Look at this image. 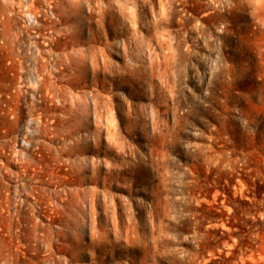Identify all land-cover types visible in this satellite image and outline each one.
<instances>
[{"label":"rangeland","instance_id":"1","mask_svg":"<svg viewBox=\"0 0 264 264\" xmlns=\"http://www.w3.org/2000/svg\"><path fill=\"white\" fill-rule=\"evenodd\" d=\"M15 1L0 264H264V0H35L33 26Z\"/></svg>","mask_w":264,"mask_h":264},{"label":"bare ground","instance_id":"2","mask_svg":"<svg viewBox=\"0 0 264 264\" xmlns=\"http://www.w3.org/2000/svg\"><path fill=\"white\" fill-rule=\"evenodd\" d=\"M9 1H10V0H9ZM11 1L13 2V0H11ZM17 1H19V0H17ZM17 1H15V2H17ZM22 1H23V3H21L22 5H20V4H19V5H20V7H21L22 9H25V10H19V6H17V7H18L17 10H18V11H21V13L23 12V13H22V14H24L23 17L26 16V17H28L29 20H34L33 18H36L37 16L40 15V10L36 7V5H35V0H22ZM50 1H51V0H50ZM55 1H56V0H55ZM12 2H11V4H12ZM52 2H53V1H52ZM59 2H61V1H59ZM62 2H63V1H62ZM74 2L76 3V5L78 4L76 1H74ZM17 4H18V3H17ZM61 4H62V3H61ZM68 4H70V3H68ZM71 4H72V3H71ZM71 4H70V5H71ZM58 5L61 6L60 4H58ZM72 5H74V4H72ZM78 5H79V4H78ZM168 5H170L169 2H168ZM14 6H15V5H14ZM49 6H50V5H49ZM68 6H69V5H68ZM68 6H65L64 8H71V7H68ZM10 7H11V6H10ZM73 7H75V5H74ZM106 7H107V6H106ZM106 7H105V8H106ZM11 8H12V7H11ZM11 8H10V9H11ZM12 9H13V8H12ZM73 9H74V12H75V10H76L77 8L75 7V8H73ZM103 9H104V8H103ZM103 9H102V10H103ZM213 9H214V8H213ZM17 10H16V11H17ZM65 10H66V9H65ZM68 10H69V9H68ZM71 10H72V8H71ZM100 10H101V9H100ZM232 10H233L232 8L227 9L228 12H226V16H229V17H230V16H231V12H232ZM16 11H15V12H16ZM18 11H17V12H18ZM107 11H108V7L106 8L105 14L107 13ZM15 12H14V13H15ZM63 12H64V11H62V13H63ZM69 12H70V11H69ZM14 13H13V14H14ZM64 13H66V12H64ZM70 13H71V12H70ZM102 13H103V12H102ZM210 13H212V12H210ZM213 13H214V12H213ZM75 14H76V13H75ZM16 15H17V14H16ZM99 15H100V13H99ZM207 15H208V14H205L204 16H207ZM212 15H213V14H212ZM63 16H64V15H63ZM67 17H68V16H67ZM63 18H64V17H63ZM101 18H102V16L100 17V19H101ZM104 18H105V17H104ZM103 20H104V19H103ZM87 21H88V20H87ZM89 22H90V21H89ZM192 32H193V31H192ZM194 33H195V32H194ZM71 36H72V35H71ZM198 36L200 37V39H201V38H204V37H205V33H204V31H203V30H198V35H197V37H198ZM204 39H205V38H204ZM206 42H207V41H206ZM173 46H174V45H173ZM174 47H175V46H174ZM58 58H59V57H58ZM57 60H58V59H57ZM60 60L62 61V59H60ZM59 62H60V61H59ZM62 62H63V61H62ZM68 62H69V61H68ZM74 62H75V61H73V63H74ZM73 63H72V64H73ZM69 65H70V62H69ZM74 65H75V64H74ZM91 65H92V64H91ZM94 65H96V64H93V66H94ZM70 66H71V65H70ZM63 67H64V66H63ZM63 67H62V68H63ZM66 67L69 68V66H66ZM71 67H73V66H71ZM71 67H70V68H71ZM76 68H78V67H76ZM91 68H92V67H91ZM101 68H102V67H101ZM33 69H34V68H33ZM94 69H95V68H94ZM103 69H104V67H103ZM37 70H38V69H37ZM37 70H35V71L37 72ZM33 71H34V70H33ZM35 71H34L33 73H35ZM91 71H93V70H91ZM97 71H98V70H97ZM99 72H100V70H99ZM153 72H154V71H153ZM92 73H93V72H92ZM151 73H152V71H151ZM35 74H36V73H35ZM96 74H97V73H96ZM170 74H171V73H170ZM179 74H181V73H179ZM152 75H153V74H152ZM174 75H175V74H174ZM36 76H37V75H36ZM168 76L170 77V75H168ZM93 77H94V76H93ZM172 77H173V76H172ZM40 79H42V78H40ZM40 79H39V80H40ZM167 79H168V78H167ZM29 80H30V79H29ZM170 80H171V78H170ZM174 80H175V79H174ZM180 80H181V79H180ZM171 81L173 82V80H171ZM40 82L42 83V81H39V82H38V81H35V80L29 82L28 84H29V89H30V91L33 92V91L36 89V87H37V89H38V88H39L38 86H39ZM35 83H37L38 86L35 85ZM148 83H149V82H148ZM152 83H153V82H152ZM173 83H174V82H173ZM176 83H177V82H175L174 84H176ZM150 84H151V83H150ZM178 84H179V83H178ZM148 85H149V84H148ZM40 86H41V85H40ZM150 86H152V85H150ZM171 86H172V84H171ZM178 86H179V85H178ZM178 86H177V87H178ZM29 89H28V91H29ZM38 90H39V89H38ZM36 91H37V90H36ZM34 92H35V91H34ZM28 94H29V93H28ZM30 94H31V93H30ZM30 94H29V95H30ZM64 94H65V93H64ZM173 94H174V93H173ZM51 96H53V95H51ZM56 96H57V95H56ZM172 96H173V95H172ZM31 97H32V95H31ZM61 97H63V98L65 99L64 95L61 96ZM54 99H55V98H54ZM59 99H60V97H59ZM71 99H72V98H71ZM80 99H81V98H80ZM80 99H77V100L81 101ZM174 99H177V98H174ZM61 100H63V99H61ZM61 100H60V101H61ZM77 100H76L75 102H78ZM54 101H55V100H54ZM65 101H67V100H65ZM65 101H64V102H65ZM72 101H73V100H72ZM84 101L86 102V100H82L81 103H83ZM85 102H84L83 104H85V105L87 106L88 103L86 102V103H87V104H86ZM92 102H93V101H92ZM95 102H96V101H95ZM173 102H174V101H173ZM54 103H56V101H55ZM65 103L67 104L68 102H65ZM93 103H94V102H93ZM56 104H57V103H56ZM69 104H70V103H69ZM75 104H76V103H75ZM35 105H36V104H35ZM76 105H77V104H76ZM80 105H81V104H80ZM80 105H79V106H80ZM85 105H84V106H85ZM95 105H96V104H95ZM52 106H54V105H52ZM57 106L59 107V105H57ZM86 106H85V107H86ZM92 106H94V105H92ZM27 107H29V108H28V115H29V117H28V121L25 123V131H23L25 134H24V137H23V138H27V137H28V138H32V137L34 136L33 134H35V132L38 131V130L35 129V127H38V128H39V127H41V125H42V122H41V119H40V118H41V117H40V115H41L40 112H41V111L35 113V111H39V110H35L36 108H35V106H34L33 103H30L29 106H27ZM55 107H56V105H55ZM60 107H61V108H64V104L61 105ZM70 107L73 108L72 105H71ZM76 107H78V106H76ZM80 107H81V106H80ZM80 107H79V108H80ZM72 108H71V109H72ZM88 108H89V107H87V109H88ZM96 108H97V107H96ZM50 109H51V108H50ZM74 109H76V108H73V109H72L73 112H74ZM77 109H78V108H77ZM77 109H76V110H77ZM81 109H82V111H81ZM81 109L78 111V114H80L81 112H83L84 109H83V108H81ZM85 109H86V108H85ZM64 110H67V108H66V109L64 108ZM69 110H70V109H69ZM88 110H89V109H88ZM49 111H51V110H49ZM60 111H62V109H61ZM67 111H68V110H67ZM67 111H66V112H67ZM70 111H71V110H70ZM80 111H81V112H80ZM85 111H86V110H85ZM43 112H44V111H43ZM43 112H42V114H43ZM64 112H65V111H64ZM79 112H80V113H79ZM68 113H70V112H68ZM74 113H75V112H74ZM83 113H84V112H83ZM83 113H81L82 116H83ZM86 114H88V116H90L88 112L85 113V115H86ZM92 114H93V113H92ZM28 115L26 114V116H28ZM66 115H67V114H66ZM76 115H77V114H76ZM76 115H75V116H76ZM69 116H70V115H69ZM79 116H81V115H79ZM79 116H78V118H79ZM82 116H81V117H82ZM94 116H95V113H94ZM66 117H67V116H66ZM71 117H72V116H71ZM73 117H74V116H73ZM86 117H87V115H86ZM101 117H102V116H101ZM75 118H77V117H75ZM26 119H27V118H26ZM95 119H96V118H95ZM85 120H87V118H86ZM85 120H83V121H85ZM44 121H46V120H44ZM70 121H71V120H70ZM79 121H82V119L79 120ZM57 122H58V121H57ZM68 122H69V121H68ZM85 122H86V121H85ZM44 123H45V122H44ZM51 123H52V122H51ZM70 123H71V122H70ZM72 123H73V121H72ZM43 125H44V124H43ZM46 125H47V124H46ZM52 125H53V124H52ZM65 125H67V124H65ZM65 125H64V126H65ZM74 125H75V124H74ZM83 125H84V124H83ZM23 126H24V125H23ZM44 126H45V125H44ZM59 126H60V125H59ZM64 126H63V127H64ZM67 126H71V124H70V125H67ZM78 127H79V126H78ZM84 127H85V126H84ZM88 127H89V126H88ZM47 128H48V127H47ZM64 128H65V127H64ZM66 128H67V127H66ZM81 128H83V126H82ZM23 129H24V128H23ZM41 129H42V128H41ZM50 129H52L51 126H50ZM53 129H54V128H53ZM76 129H77V128H76ZM42 130H46V129H42ZM67 130H68V129H67ZM72 130H74V129H72ZM78 130H79V129H78ZM82 130H83V129H82ZM52 131H53V130H52ZM52 131H51V132H52ZM62 131H63V130H62ZM68 131H69V130H68ZM53 132H54V131H53ZM58 132H59V131H57V133H58ZM65 132H66V131H65ZM65 132H63V133H65ZM73 132H74V131H73ZM77 132H78V131H77ZM28 133H30L31 135L28 134ZM37 133H38V132H37ZM42 133H43V132H42ZM47 133H48V131H47ZM69 133H70V132H69ZM51 134H52V133H51ZM42 135H43V134H42ZM70 135H71V134H70ZM38 136H39V135H38ZM38 136H36V137H38ZM44 136H46V135H44ZM50 136H51V135H50ZM51 137H52V136H51ZM64 137H65V136H64ZM66 137H67V135H66ZM23 138H22V139H23ZM33 138H34V137H33ZM48 138H49V136H48ZM82 138H83V137H82ZM27 140H29V139H27ZM52 140H53V139H52ZM56 140H57V139H56ZM56 140H55V141H56ZM62 140H63V139H62ZM84 140H85V139H84ZM84 140H83V141H84ZM86 140H87V139H86ZM50 141H51V140H50ZM76 142H77V141H76ZM23 143H24V142H23ZM30 143H31V142H30ZM80 143H81V142H80ZM82 143H86V142H82ZM78 144H79V143H78ZM79 145H80V144H79ZM29 146H30V145H29ZM31 147H32V146H31ZM70 148H71V147H70ZM71 149H72V148H71ZM73 149H74V148H73ZM79 150H80V149H79ZM59 153H60V152H59ZM25 168H26V167H25ZM23 170H24V168H23ZM16 174H17V173H16ZM24 174H25V172H24ZM91 179H92V178H91ZM92 180H95V179H92ZM92 180H91V181H92ZM95 183H96V182H95ZM21 185H22V184H21ZM23 186H24V185H23ZM13 188H15V187H13ZM21 188H22V187H21ZM22 189H23V188H22ZM14 190H15V189H14ZM14 190H13V191H14ZM66 193H67V192H66ZM60 194H61V193H60ZM60 194H58V195L60 196ZM68 194H69V193H68ZM70 194H71V193H70ZM70 194H69V195H70ZM72 195H73V194H72ZM12 196H14V195H12ZM65 196H66V195H65ZM93 196H94V195H93ZM64 198H65V197H64ZM60 201H61V200H60ZM63 201H67V200H63ZM65 203H66V202H65ZM68 203H69V202H68ZM61 205H62V204H61ZM66 205H67V203H66ZM91 206H92V205H91ZM65 207H66V206H64V209H65ZM80 207H81V206H80ZM61 208H63V207H61ZM13 209H15V208H13ZM56 209H57V207H56ZM60 210H61V209L59 208V212H60ZM62 211L65 212V210H62ZM62 211H61V212H62ZM112 211H113V210H112ZM92 214H93V211H92ZM59 215H60V213H59ZM59 215H58V216H59ZM64 215H65V213H64ZM62 216H63V215H62ZM114 216H116V215H114ZM114 216H113V217H114ZM60 217H61V215H60ZM63 217H64V216H63ZM92 217H93V215H92ZM114 218H115V217H114ZM77 219H78V218H77ZM91 220L94 221L93 218H91ZM114 220H115V219H114ZM79 221H80V219H79ZM77 222H78V221H77ZM78 223H80V222H78ZM91 223H92V222H91ZM94 223H95V222H94ZM75 224H76V223H75ZM92 228H93V227H92ZM92 228H91V231H92ZM94 231H95V230H94ZM94 231H93V232H94ZM98 231H99V230H98ZM103 232H104V231H103ZM94 233L96 234V231H95ZM97 234H98V233H97ZM99 234H100V232H99ZM101 234H102V233H101ZM90 235H92V234H90ZM106 235H107V234H106ZM99 236H101V239H103V238H102V235H99ZM104 236H105V234H104ZM94 237H97V236L94 235ZM90 238H91V237H90ZM90 240H91V239H90ZM92 241H93V240H92ZM101 241H103V240H101ZM106 241H107V240H106V238H105V242H106ZM94 243H95V242H94ZM101 243H102V242H101ZM92 244H93V243H92ZM90 245H91V243H90ZM95 260H96V259H95Z\"/></svg>","mask_w":264,"mask_h":264},{"label":"built area","instance_id":"3","mask_svg":"<svg viewBox=\"0 0 264 264\" xmlns=\"http://www.w3.org/2000/svg\"><path fill=\"white\" fill-rule=\"evenodd\" d=\"M20 10H25V9H22V8H21ZM22 13H23V12H22ZM23 15H24V14H23ZM39 16H40V15H39ZM39 16H37L36 18H33L34 20H29L28 17L25 16L28 25L33 26V25L38 24V21H39V20H38V17H39Z\"/></svg>","mask_w":264,"mask_h":264}]
</instances>
